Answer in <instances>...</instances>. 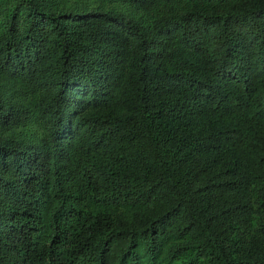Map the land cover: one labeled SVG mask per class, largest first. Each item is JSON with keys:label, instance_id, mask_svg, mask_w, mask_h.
Here are the masks:
<instances>
[{"label": "trees", "instance_id": "16d2710c", "mask_svg": "<svg viewBox=\"0 0 264 264\" xmlns=\"http://www.w3.org/2000/svg\"><path fill=\"white\" fill-rule=\"evenodd\" d=\"M0 264H264V0H0Z\"/></svg>", "mask_w": 264, "mask_h": 264}]
</instances>
